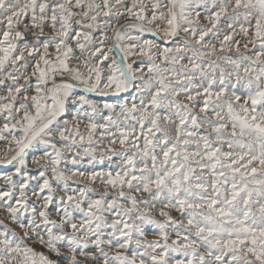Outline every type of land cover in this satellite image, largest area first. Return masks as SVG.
Returning <instances> with one entry per match:
<instances>
[{
	"label": "snow or ice",
	"instance_id": "snow-or-ice-1",
	"mask_svg": "<svg viewBox=\"0 0 264 264\" xmlns=\"http://www.w3.org/2000/svg\"><path fill=\"white\" fill-rule=\"evenodd\" d=\"M0 264H264V0H0Z\"/></svg>",
	"mask_w": 264,
	"mask_h": 264
},
{
	"label": "rangeland",
	"instance_id": "rangeland-1",
	"mask_svg": "<svg viewBox=\"0 0 264 264\" xmlns=\"http://www.w3.org/2000/svg\"><path fill=\"white\" fill-rule=\"evenodd\" d=\"M96 164H97L98 167H107L108 161L105 160V161L103 162V164H101L99 161H97ZM87 167H88V166H87V161H85L84 165H82L81 168H82V170H83L84 168H87Z\"/></svg>",
	"mask_w": 264,
	"mask_h": 264
}]
</instances>
